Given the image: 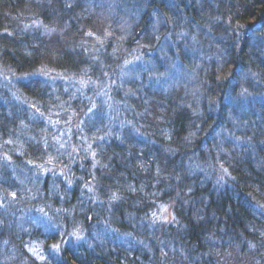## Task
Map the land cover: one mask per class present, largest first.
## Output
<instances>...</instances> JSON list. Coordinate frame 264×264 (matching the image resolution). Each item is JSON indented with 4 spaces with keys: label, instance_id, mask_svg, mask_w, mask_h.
<instances>
[{
    "label": "trees",
    "instance_id": "trees-1",
    "mask_svg": "<svg viewBox=\"0 0 264 264\" xmlns=\"http://www.w3.org/2000/svg\"><path fill=\"white\" fill-rule=\"evenodd\" d=\"M107 1L0 0L2 151L8 139L38 131L18 106L46 110L59 101L42 72L81 77L87 91L100 81L111 113L117 106L136 111L126 125H105L96 156L70 166L64 156L58 187L27 177L28 165L37 171L51 159L44 142L39 150L13 143L14 170L0 159L1 192L15 205L0 216V264H263L264 0H202L197 7V0L125 1L131 29L123 34L106 15ZM155 11L171 25L186 20L202 28L198 53L169 52L193 80L186 84L183 75L168 94L141 84L119 89L114 70L133 41L142 34L157 40ZM134 16L141 19L131 24ZM89 101L81 102L86 110ZM139 111L146 113L136 119ZM163 204L172 219L158 216ZM73 234L81 238L75 252L66 243ZM29 237L46 251L58 246V259L33 258L24 247Z\"/></svg>",
    "mask_w": 264,
    "mask_h": 264
},
{
    "label": "rangeland",
    "instance_id": "rangeland-1",
    "mask_svg": "<svg viewBox=\"0 0 264 264\" xmlns=\"http://www.w3.org/2000/svg\"><path fill=\"white\" fill-rule=\"evenodd\" d=\"M125 1H128L129 3L130 0H108L106 3V7L108 10V13L106 15L109 16L110 14V18L119 23V25L115 27L119 30V32H121V34H123L124 31L127 32L131 29L130 25L129 27H127L125 24L127 20L126 15L129 13V5L124 7ZM201 4L202 0H197L195 3V7ZM122 7L125 8L126 12L125 18L123 19L121 18L122 15L118 14L119 12H121ZM176 7L177 5H173L172 8L169 6L168 14L173 16L172 10ZM187 7L188 4H185L184 9H187ZM198 17L201 18L202 15ZM134 18L135 16L132 18L133 21L131 24H136L141 19L139 17L135 19ZM152 20L155 26L151 29H154L155 34L158 36H155L157 40H154V38L152 39L151 37L142 34L143 39L133 41V44L130 46V50H128L127 54L124 57V60L120 62V67L114 70L115 75L112 82L113 85L118 87L119 89H121L123 86L134 88L136 85L141 84L143 88H149L152 91L156 89L168 94L169 90L173 89V85L175 86V89L178 88L175 85V82L177 79L183 77V75L185 77V81H187L186 84H189L190 81L193 80V74H188L186 68H181L179 64L175 62L174 58L171 57L169 52L179 51L182 54H187L190 50H193L192 53L200 51L198 35L199 33H202V28L200 29L197 26H191V22L186 20H180V22H178L176 26L171 25L164 20L159 11H155V13H153ZM202 23H204V21H202ZM162 32L166 35L164 36V38H162L163 40L159 45L157 41L160 38ZM105 33L108 35H113V33L108 30H105ZM132 46L134 47L132 48ZM210 48L212 49V51H217L215 46H213L212 44ZM202 53L207 54L206 51H202ZM41 74L43 75V81L48 79L47 84L50 85L51 82V87L61 93L60 95L58 94L59 101H56V103L59 104H51L50 108L46 110L43 108L38 109L37 105L31 102H28L26 105L21 104V106H18V110L21 112V114L27 115L30 113L29 119H32L29 121L30 126L33 125L34 127H38V131L32 132V130H30V127L29 130L25 131V133L20 134L21 136L18 137V139L16 137H14V141L8 139L6 141V143L9 142L6 145L8 149L5 146H3V151L0 149V152H3V157L0 156V159L4 164L8 163V165L11 167L13 166V164H11L13 159L10 158L7 150L12 147L14 142L17 145L21 146L22 143H26L28 146L32 145V147L35 148L39 143L44 142L42 146V152L52 153L50 157L51 159L47 162L46 166L42 167V164L39 163L38 167L40 170L37 171L33 169V167L28 165L27 172L30 175H28L27 177L31 178L33 183H41L42 185L45 182L46 187H49L50 185L58 187V180L63 178L64 173L66 172L65 169L60 166V160L63 159L64 156L68 161V166H70L72 162L77 158H80V160L81 158L87 160L91 158L90 156H96L95 147L97 146L101 131L103 132V128L105 127V125H126L127 121L133 118V115L135 117L136 111L134 110L133 112H131L132 108L122 109L121 107L117 106L114 108L115 112L112 111L113 113H111V108H109L108 106V99L110 96L109 92L107 90V87H104L99 83L100 81L92 82L90 84V90L87 91L86 85L82 81L81 77H73L65 74H56L54 76L51 75V73L45 72H42ZM254 78L255 76L252 79ZM1 80L2 76H0V81ZM11 80L13 83L14 79ZM54 85L57 87V89L54 88ZM108 85L112 86V83H106V86ZM87 92H90L91 95L85 94ZM65 96L69 97L70 101L71 98L72 100L79 101L80 105L78 103L77 105L79 106L73 107L70 102L65 105V102H63L64 99L62 98ZM77 97L79 99H77ZM131 97L133 99H140L139 94L133 95ZM80 98L83 101L84 98L85 100H87L88 98V102H90L89 100L92 101L91 108L89 110H86V107L83 103H81L83 101H81ZM243 101L245 100L242 99V102ZM104 107L106 108V110L103 114H101L99 108ZM42 110H45V113H43ZM145 113L146 111L144 113H141V111H139L136 119L144 116ZM239 114L240 113H238V115ZM240 117H242V114L240 115ZM224 135L225 133H223L222 136ZM35 148L33 149V152H36L37 148ZM59 152L61 154H58ZM75 164L76 163H74L72 167ZM211 167L212 165L209 168ZM1 168L2 167H0V172ZM219 168V166H216L215 171L219 170ZM11 169L14 170L13 167H11ZM212 170L214 172V169L211 168V172ZM0 180L5 181L6 179L1 178ZM1 183L2 182H0V216L2 217L10 208H15V205L11 204L6 195L1 192V189H3L1 188ZM68 185L71 186V184ZM19 208L22 209V205H20ZM168 210V206L164 204L161 205L159 210L160 213L158 216L170 217V212H168ZM37 217H39L41 221L47 224L49 223V226L54 227V221L51 222L47 218H41L39 215L36 216V218ZM170 218L172 219V216ZM17 219L18 217L16 218V220L14 219L12 221L14 223H17ZM171 219L169 220V222H171ZM19 220L25 221L26 219L24 218V216H22ZM161 221H163V219H161ZM11 225L13 224L11 223ZM30 226H32L33 229V224ZM105 234L108 236H113L112 233H108L106 231ZM28 240L29 243L25 244L24 247L33 258L37 259L40 262L46 263L58 259V246L49 245L48 251H46L45 246H43L41 242H38L37 239H30L29 237ZM80 240V237L75 238L73 234L71 237H69L66 243L68 247L73 249V251L75 252L76 247H72V244L75 242L79 243Z\"/></svg>",
    "mask_w": 264,
    "mask_h": 264
}]
</instances>
